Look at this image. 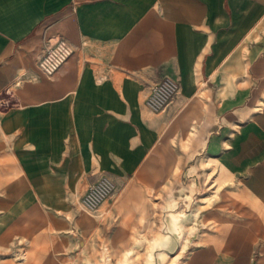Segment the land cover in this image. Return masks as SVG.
<instances>
[{
    "label": "crops",
    "instance_id": "0c3cea01",
    "mask_svg": "<svg viewBox=\"0 0 264 264\" xmlns=\"http://www.w3.org/2000/svg\"><path fill=\"white\" fill-rule=\"evenodd\" d=\"M166 77L179 90L154 113ZM168 147L204 207L176 264H264V0H0V194L22 180L37 197L0 198V236L39 215L63 246L135 227L137 174ZM102 175L118 191L98 214L69 204Z\"/></svg>",
    "mask_w": 264,
    "mask_h": 264
},
{
    "label": "rangeland",
    "instance_id": "374dc122",
    "mask_svg": "<svg viewBox=\"0 0 264 264\" xmlns=\"http://www.w3.org/2000/svg\"><path fill=\"white\" fill-rule=\"evenodd\" d=\"M231 90H234L233 84L229 87V92ZM194 133L190 132L188 140L183 141L184 147L188 146ZM175 153L171 147L166 148L153 159L151 165L137 174L136 188L141 195L131 198L136 213L134 222L128 221L135 227L112 230L111 237L106 238L96 234L87 239L68 240L63 246L59 238L53 236L58 234L57 220H54L50 232L42 215L34 220L22 217L0 236V264H176L177 256L179 261L182 259V250H186L189 236L197 231V216L204 207L199 205L202 199L197 193L186 199L181 197L182 172L178 164L171 163ZM117 191L118 185L94 212L86 210L81 204L85 192L75 202L71 197H67V201L81 208L84 214L95 216ZM29 194L34 200L37 198L27 183L18 180L2 191L0 198L6 199V205L14 206ZM211 200V197L206 198L207 203ZM129 206L133 208L131 204ZM8 212L10 214L11 211ZM5 214L4 210H0V218ZM120 217L113 220L119 221ZM13 240L15 244H10ZM149 249L152 257L148 254Z\"/></svg>",
    "mask_w": 264,
    "mask_h": 264
},
{
    "label": "built area",
    "instance_id": "2783aa9c",
    "mask_svg": "<svg viewBox=\"0 0 264 264\" xmlns=\"http://www.w3.org/2000/svg\"><path fill=\"white\" fill-rule=\"evenodd\" d=\"M71 46L62 41L50 48L39 62L40 69L47 75L54 74L72 55ZM179 90L178 82L166 77L154 85L146 98V105L154 113L162 112ZM116 184L108 175H102L92 183L81 199L82 206L94 212L114 192Z\"/></svg>",
    "mask_w": 264,
    "mask_h": 264
},
{
    "label": "bare ground",
    "instance_id": "6f19581e",
    "mask_svg": "<svg viewBox=\"0 0 264 264\" xmlns=\"http://www.w3.org/2000/svg\"><path fill=\"white\" fill-rule=\"evenodd\" d=\"M178 212H179V211H178ZM180 215H181V214H180ZM148 251H149V252H148L149 256L152 257V251H151V249H149ZM4 254H5V253H4ZM121 263H123V261H122Z\"/></svg>",
    "mask_w": 264,
    "mask_h": 264
}]
</instances>
